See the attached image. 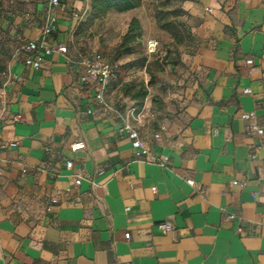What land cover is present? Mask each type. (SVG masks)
<instances>
[{"label":"crops","instance_id":"obj_1","mask_svg":"<svg viewBox=\"0 0 264 264\" xmlns=\"http://www.w3.org/2000/svg\"><path fill=\"white\" fill-rule=\"evenodd\" d=\"M186 8L200 45L186 59L185 107L147 123L119 110L112 86L104 106L82 82L85 52L74 39L90 0L55 8L42 0L31 22L19 21L22 41L36 40L56 15L49 44L69 52L54 50L34 68L21 48L8 63L0 264H264V135L241 118L254 111L264 128V0H190ZM127 122L147 155H136ZM77 141L86 147L72 152Z\"/></svg>","mask_w":264,"mask_h":264},{"label":"rangeland","instance_id":"obj_2","mask_svg":"<svg viewBox=\"0 0 264 264\" xmlns=\"http://www.w3.org/2000/svg\"><path fill=\"white\" fill-rule=\"evenodd\" d=\"M41 1L0 0V55L3 63L7 64L21 49L19 21L31 22ZM189 1L146 0L132 11H111L98 18H92L88 12L75 34L74 44L82 52L99 51L117 64L119 73L112 84L110 99L120 111L127 112L138 123L177 118L185 107L190 84L186 59L187 55L195 54L200 45L186 8ZM158 2L164 3L166 21H177L175 13L181 9L179 19L185 26L177 27L184 34L181 43L174 40L171 32L160 27L156 18ZM134 17L142 25V37L135 44L133 53L120 54L117 47ZM151 39L160 43L152 54L147 48ZM145 91L147 94L142 99L140 95ZM134 95L139 98L134 99Z\"/></svg>","mask_w":264,"mask_h":264},{"label":"built area","instance_id":"obj_3","mask_svg":"<svg viewBox=\"0 0 264 264\" xmlns=\"http://www.w3.org/2000/svg\"><path fill=\"white\" fill-rule=\"evenodd\" d=\"M51 8L59 7L61 5V0H49ZM83 13L75 12V17L82 19ZM58 18L56 15L49 14L46 21L42 27L41 35L39 39L27 40L22 46V50L26 53L25 64L32 66L34 68H40L41 60L45 55L51 54L54 50L67 54L69 48L66 45H60L55 49L51 44H49V39L52 37L53 33L57 29ZM159 41L156 39H151L148 42V52L155 53L159 48ZM82 63L85 67V73L82 76V82L85 85H89L95 91V98L97 102L106 106L105 94L110 88L112 81L117 75V64L109 61L101 52L99 51H89L82 54ZM248 64H252L253 60H247ZM245 93H249L250 89H245ZM241 118L245 121H252L249 125L250 132H256L259 135H264V128L255 122L256 112H247L241 115ZM20 116H16L15 120H19ZM138 121H140L138 119ZM122 131H125L129 138L132 140V146L136 150V155L141 157L148 154V149L144 146L139 130L133 126L131 122L125 123ZM156 137H159L157 134ZM18 143L13 142L11 145L16 146ZM86 143L84 141H77L70 145V150L72 152H78L85 149ZM73 160H68L66 162L67 168L73 167ZM189 184L193 185L194 180H188ZM77 184L81 183V178L76 180ZM234 184H238L239 181H234ZM243 185L245 182L242 183ZM234 216H232L233 218ZM172 226L167 223H160L159 229L162 231L172 230ZM123 264H133L132 262H127Z\"/></svg>","mask_w":264,"mask_h":264},{"label":"trees","instance_id":"obj_4","mask_svg":"<svg viewBox=\"0 0 264 264\" xmlns=\"http://www.w3.org/2000/svg\"><path fill=\"white\" fill-rule=\"evenodd\" d=\"M145 2L146 0H90L91 3L90 15L92 18H98V17L106 16L111 11H116L118 13H126L141 7ZM162 5H164V3L158 2V5L156 6V18L158 23L162 29H166L173 34V38L177 43H181L184 39V34L180 32V30H177V27H182V28L185 27L184 23L179 19V17L181 16V9H179L175 13V17L177 18V21L176 20L175 22L166 21V14L164 13ZM81 24L79 28L81 27ZM141 37H142V25L139 19L134 17L129 23L127 31L123 34L122 40L119 46L117 47V50L119 51L120 54L133 53L135 50L134 46L137 43V41L141 39ZM25 42L26 41H22L20 48H22ZM107 59L112 63H115L113 60L109 58ZM8 63L7 64L3 63V60L0 55V89L2 88L5 81V74L7 73ZM118 73H119V69L117 68L116 78L112 81L110 86H112L113 82L116 81V79L118 78ZM146 94H147L146 91L143 92L142 95H140L141 98L144 99ZM133 98L138 99L139 95L138 96L134 95Z\"/></svg>","mask_w":264,"mask_h":264}]
</instances>
